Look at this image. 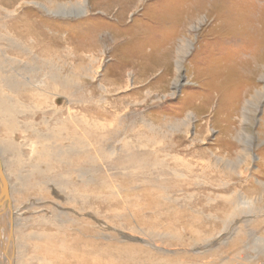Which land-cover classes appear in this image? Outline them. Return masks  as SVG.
<instances>
[{
  "label": "rangeland",
  "instance_id": "1",
  "mask_svg": "<svg viewBox=\"0 0 264 264\" xmlns=\"http://www.w3.org/2000/svg\"><path fill=\"white\" fill-rule=\"evenodd\" d=\"M1 1L23 2L49 50H36L44 63L31 53V72L48 65L78 78L84 100L110 111L103 154L82 153V204L59 178L61 193L19 200L27 228L53 234L41 255L53 264H264V0ZM147 142L189 162L141 153ZM44 159L39 150L32 163Z\"/></svg>",
  "mask_w": 264,
  "mask_h": 264
},
{
  "label": "bare ground",
  "instance_id": "2",
  "mask_svg": "<svg viewBox=\"0 0 264 264\" xmlns=\"http://www.w3.org/2000/svg\"><path fill=\"white\" fill-rule=\"evenodd\" d=\"M9 4L0 0V264H53L41 255L43 250L48 252L53 234L27 228L28 219H21L19 200L36 192L61 193L56 187L59 178L63 185L75 186V196H69L71 204L74 207L78 201L82 204V153L92 147L94 159L103 154L105 134L111 128L105 116H110V111L100 101L84 100L83 92L79 91L82 81L78 78L71 76L64 80L62 73L48 65L31 72L35 67L30 62L31 53L38 56V63H44L50 58L39 55L49 50L42 37L34 34V22L24 17L23 2ZM59 97L62 102L57 104ZM15 132H19L20 139H15ZM129 141H125V160L133 162L134 149ZM148 143L140 145L145 148L141 153L166 152L162 144ZM39 150L45 158L43 163H32ZM185 156L184 152H166L163 159L189 162ZM51 225L59 228L56 222Z\"/></svg>",
  "mask_w": 264,
  "mask_h": 264
}]
</instances>
